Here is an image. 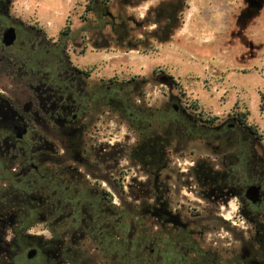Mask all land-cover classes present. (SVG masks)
I'll use <instances>...</instances> for the list:
<instances>
[{"label":"flooded vegetation","instance_id":"flooded-vegetation-1","mask_svg":"<svg viewBox=\"0 0 264 264\" xmlns=\"http://www.w3.org/2000/svg\"><path fill=\"white\" fill-rule=\"evenodd\" d=\"M244 4L240 35L264 0ZM15 6L0 0V264H129L132 252L137 264H264V169L257 166L264 155L248 142L250 182L242 185L236 129L245 130L233 116L220 121L215 138H200L213 151L185 174L174 173L173 147L160 136L145 161L134 129L131 145L96 146L92 128L106 110L97 114L83 99L92 72L52 63L47 33ZM10 29L15 40L7 44ZM175 100L167 105L185 112ZM123 158L144 175L124 185L127 174L121 181L111 172L117 202L101 181ZM248 184L262 186L260 203L246 197ZM181 187L195 199H181ZM234 200L230 219L222 209Z\"/></svg>","mask_w":264,"mask_h":264},{"label":"rangeland","instance_id":"rangeland-1","mask_svg":"<svg viewBox=\"0 0 264 264\" xmlns=\"http://www.w3.org/2000/svg\"><path fill=\"white\" fill-rule=\"evenodd\" d=\"M165 0H140L136 7L128 8L138 19L149 15L151 10ZM88 0H16V10L37 27L43 28L47 36L57 37L65 27L67 20H72V28L77 31L82 25L81 14ZM180 26L171 38L156 42L154 49L143 50H107L111 61L98 62L93 68L92 81L101 77H118L122 80L131 78L147 79L141 90V98L147 104L162 106L175 98L174 102L189 105L198 116L204 119L216 118V123L231 120L236 111L250 110L248 122L259 128L263 139L255 140L259 155H264V111L260 109L261 95L264 93V4L261 10L250 19L239 34L238 18L245 0H186ZM151 24L148 27L153 28ZM36 42V41H34ZM251 45V46H250ZM72 61L91 62L97 54L88 46L84 53L74 50L69 43ZM98 51V50H96ZM86 54V55H85ZM85 55V56H82ZM82 56V57H81ZM109 73L102 70L108 68ZM92 72V67H88ZM163 76L168 81L162 80ZM140 101V100H139ZM136 134L120 118L106 108V112L97 117L92 128V140L98 144L114 143L131 145ZM212 149L200 140L188 144H175L171 157L174 173L185 174L193 159L212 153ZM124 185L144 173L139 166L123 158L112 171H107L101 184L113 192L119 202V187L114 182V175ZM177 177V176H176ZM174 177V178H176ZM127 189V188H126ZM125 189V190H126ZM181 199L189 202L195 199L187 187H181ZM127 195V193H126ZM187 204V203H186ZM190 205V204H189ZM238 203L234 200L226 209H222L230 219L237 211ZM239 230L246 231L245 220L235 217ZM226 235L225 230H219ZM228 235V234H227Z\"/></svg>","mask_w":264,"mask_h":264},{"label":"trees","instance_id":"trees-1","mask_svg":"<svg viewBox=\"0 0 264 264\" xmlns=\"http://www.w3.org/2000/svg\"><path fill=\"white\" fill-rule=\"evenodd\" d=\"M139 3L140 0H88L81 14L83 25L77 31L72 28V20L69 18L59 35L49 38L50 52H53L50 61L56 64L72 62L69 43H72L74 50L80 53H84L88 46L96 50L114 48L126 51L134 49L150 51L154 49L156 42H164L171 38L181 24V15L187 5L186 0H165L151 10L153 19H150L149 15L138 19L128 11V8L136 7ZM151 24L156 26L149 28ZM53 67L54 65L51 66ZM73 68L85 75H89L91 71L78 66ZM146 82L145 77L127 80L118 77L102 78L99 81H92L91 85L84 88L83 99L92 100L93 112L98 114L108 108L121 121L126 122L130 129L138 133V144L143 148L139 154L142 161L150 157L148 150L155 147L154 141L158 136L162 137L161 143L167 147L188 140L190 142L200 140L206 136L215 138L216 127L220 124L215 122L217 117L204 119L191 110L189 105L183 106L185 112H180L176 111L173 105L147 104L141 100L145 92L140 88H143ZM260 109L264 111V93L261 95ZM249 115V109L236 111L233 114L235 120L233 122L245 130L242 132L236 129L237 146L243 159L242 173H246L245 177L242 176V185L250 182L246 179L250 160L248 142L263 139L259 128L248 122ZM131 155L135 157L138 154L135 152ZM143 166L146 167L145 164ZM257 166L264 169V162L258 161ZM135 253H130L129 264L138 263L133 259ZM17 264L33 263L18 260Z\"/></svg>","mask_w":264,"mask_h":264},{"label":"water","instance_id":"water-1","mask_svg":"<svg viewBox=\"0 0 264 264\" xmlns=\"http://www.w3.org/2000/svg\"><path fill=\"white\" fill-rule=\"evenodd\" d=\"M15 40L14 29H10L6 34V43L11 44ZM162 80L168 81L167 76H163ZM177 108V107H176ZM245 195L254 203H260L263 199L262 186L260 184H248L245 189Z\"/></svg>","mask_w":264,"mask_h":264},{"label":"crops","instance_id":"crops-1","mask_svg":"<svg viewBox=\"0 0 264 264\" xmlns=\"http://www.w3.org/2000/svg\"><path fill=\"white\" fill-rule=\"evenodd\" d=\"M94 53L97 54V56L91 61V62H82V61H79L80 63L78 64L79 67H82V68H88V67H92V74H93V68L98 65V62H101V61H111L113 58L112 56H110L107 52V50H94ZM86 55V54H85ZM85 55H82V56H85ZM81 56V57H82ZM109 69V66L108 68L102 70V74L103 73H109L110 70ZM111 77H114V76H110L108 78H111ZM104 77H101L100 79H102Z\"/></svg>","mask_w":264,"mask_h":264}]
</instances>
